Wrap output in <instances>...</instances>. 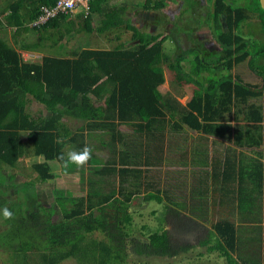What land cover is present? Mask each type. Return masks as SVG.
<instances>
[{
    "label": "trees",
    "instance_id": "16d2710c",
    "mask_svg": "<svg viewBox=\"0 0 264 264\" xmlns=\"http://www.w3.org/2000/svg\"><path fill=\"white\" fill-rule=\"evenodd\" d=\"M209 1L211 32L219 47L218 54L209 60L200 56L197 47L169 56L163 47L166 35L139 33L125 18L126 4L108 6V0L89 3V15L84 17L80 29L90 31L91 16L95 14L100 16L96 27L98 33L122 28L131 30L136 41L133 46L124 48L119 45L111 50L84 48L72 51L67 58L45 53L28 62L23 61L15 47L0 36V161L8 167L16 165L25 151L20 134L24 132L31 143L32 155L43 158L42 163L33 164V170L44 182L54 179L48 162L63 163L58 156L64 154L65 145L74 144L77 139V134L67 139L60 135L58 123L63 117L82 121L88 130H110L111 142L114 143L122 138L116 130L121 124L133 126L135 132L153 134L158 126L169 120L176 130L184 126L203 134L220 136L230 129L228 124H220V119L233 112L236 120L246 123L235 131L237 145L256 149L264 145V44L245 39L238 33L255 10L235 6L228 0ZM54 2L15 0L6 4L1 12L10 11L6 17L8 24L16 21L19 27H26L38 20L41 7L52 6ZM149 3L148 0L143 7L159 11L166 6L164 0ZM21 10H24L23 14L19 13ZM257 10L260 13L257 19L263 28L261 30H264V10L259 2ZM79 15L83 16L78 14L76 17ZM65 16L54 17L38 24L39 27L31 26L28 29L38 33L35 40H23L17 48L38 52L44 50L46 40L58 45L54 43V35L46 31L58 27L57 39H62L64 34L69 35L74 27L72 21L59 27ZM221 16H224V26L220 23ZM185 62L189 65L188 70H184ZM166 63L175 73L176 81L173 83L176 86L191 84L195 88L185 105L158 89L165 81L161 64ZM243 63L256 77L255 81L246 82L233 74V68ZM213 70L220 72L218 78L213 77ZM28 83L37 88L41 86L40 91H29ZM104 91L107 94L105 103L96 104L94 99L100 100ZM28 94L44 106L49 116L32 117L27 111L31 102ZM82 145L77 144V148L83 149ZM257 155L264 158V150ZM126 158L121 153L118 166L92 161L91 174L94 176L86 182L89 191L84 197L74 198L71 207L63 211L62 218L55 223L50 219L52 208L48 212L35 209L20 213L8 207L14 216L5 220L9 229L0 235V240L10 244L11 264H27L32 250L38 253L40 264H57L70 257L86 260L87 264H112L123 260L127 239L125 229L131 221L128 209L138 193L126 190L122 184L126 183L129 175L140 174L138 168L128 165ZM112 173H116L120 184L117 190L112 188L103 194L101 188L105 178L102 176ZM223 174L225 180L230 176L232 183L237 180L239 189L244 186L245 176L250 177L264 204V162L254 161L250 167H245L228 159ZM225 185L231 184L227 181ZM145 196L148 200H162L156 194L147 193ZM166 214V222L175 233L168 230L154 232L147 242L132 238L131 251L134 254L175 257L186 253L193 246L182 235L201 228L205 236L199 241L200 246L208 245L213 238L214 244L207 247L209 252H219L228 264H240L233 256L237 241L234 223L222 219L205 230L201 223L175 208L168 209ZM94 232L100 233L104 240L86 243L85 234Z\"/></svg>",
    "mask_w": 264,
    "mask_h": 264
},
{
    "label": "rangeland",
    "instance_id": "374dc122",
    "mask_svg": "<svg viewBox=\"0 0 264 264\" xmlns=\"http://www.w3.org/2000/svg\"><path fill=\"white\" fill-rule=\"evenodd\" d=\"M0 1V8L4 9L6 4L14 0ZM147 1L110 0L111 5L114 6H121L123 3L126 4L125 14L139 33H154L159 34V36L168 35L163 42V47L165 53L169 56L172 57L174 53L178 54L180 50L187 51L195 47L200 50V56L206 57L208 60L214 54L215 56L218 54L216 52H218L219 47L218 45L215 46L217 43L211 32L212 17L211 3L209 0H164L166 6L159 11H155L152 8H144L143 5ZM154 1L156 2L158 0H149V4ZM248 2L251 3L253 1L250 0ZM235 4L240 5L238 3ZM241 4H247V1L245 0V3L241 2ZM254 5L255 3L249 6L253 7ZM26 9L29 10L30 7L27 6ZM162 10H165V12L162 13ZM28 13H31V11ZM78 14H69L60 21L59 27L70 24L71 21L74 23L70 34H64L62 39H57L59 29L54 28L46 31L47 34L52 33L54 35V43H66L72 48L79 47L81 49L87 46L85 40H92L93 42L88 44L89 47L104 50L113 49L119 45L128 48L136 44V41L132 37V31L124 28L103 34H98L97 31L90 34L84 33L85 31L81 30L80 27L85 18L80 15L77 18L76 16ZM262 15L264 16V13ZM4 21L7 22L6 20ZM98 21V15L93 16L92 26H97ZM5 22L0 23V36L10 46L14 43L13 40L16 34L19 36V34L24 33L27 36L24 40L29 42H32L34 39L32 33L37 34L34 30L27 31L30 25H28V28L24 27L26 30H22L23 27L15 30L10 24ZM249 22L250 24L247 26L243 24L238 33H241L240 35L245 39L264 44V30H261L263 29L262 26L260 24H254L252 20ZM220 23L224 26V16L220 17ZM169 28L173 30V33L169 31ZM29 32L30 35L28 36L27 33ZM42 34L45 35L46 33ZM13 47L17 48L16 46ZM44 47L43 54H55V44H53L52 40L44 41ZM39 54L36 55L38 59L41 57ZM21 56L23 59L27 57L22 54ZM28 57L32 56L30 55ZM161 65L164 70L165 81L158 88L159 91L162 94L168 93L173 95L180 104L185 105L186 100H189L192 95V89H195L194 86L191 84H184L180 87L176 86L173 83L176 78L175 73L168 68L167 63ZM183 67L184 70H188V63H183ZM214 73V78L220 76V72L214 71ZM234 74L246 82L256 80V77L247 68L246 63L239 65L234 70ZM26 87L29 91L39 92L41 86L37 88L35 85L28 83ZM106 95L104 91L103 97L100 100L94 99V102L103 105L106 100ZM27 97L31 101L27 111L33 118L49 116L42 104L33 100L29 94ZM234 117V113L230 112L225 116V120L231 122L233 129L236 130L240 123L236 124L235 121L232 122ZM157 129L153 134L146 133L145 131L135 132L133 126L121 124L116 127V130L122 134V138L120 141L116 140L113 143L111 142L110 130H88L82 121L70 117L61 118L58 123V130H60L59 133L62 138L67 139L77 134V139L74 144L69 143L65 145L63 149L64 154L66 155L69 151L73 150L79 151L80 149L77 148V144L83 143V148L85 145H88L93 149L92 159L84 168H77L74 165H69L65 168L63 163L56 161L48 162L49 168L54 175V179L48 182L42 181L32 167L33 164L42 163L43 158L32 155L31 143L27 141L24 132L20 133L25 146L23 156L20 157L14 167H8L0 161V235L9 229L8 224L5 223V219L2 216V210L5 207H12L18 212L20 211V213H22V210L32 211L35 209L38 211L45 209L48 212L52 208L51 222L55 223L59 221L62 218L63 211L71 207L73 199L84 197L89 191L86 182L89 177L94 176L91 174L93 162H100L101 165L108 162L112 166H118L119 157L123 153L127 156L128 165L133 168H138L140 174L129 175L126 183L122 185L128 191L133 190L135 192L136 190L138 195L133 197L128 209L131 221L126 225L125 229L127 239L124 259L118 263L112 262V264H228L219 252H209L207 250L208 246L214 244L213 238L208 245H199V241L205 236L201 228L197 232L189 231L182 235L184 239L192 244L193 248L175 257H146L136 255L131 251L130 240L132 238L140 240L141 242H147L149 236L154 232L168 230L171 234L175 233L172 226L166 222V211L170 208H175L196 221L201 219L205 223V225L201 223L206 228L205 230L210 229L215 220L219 218L232 219L234 223H237L239 235L248 227L245 220L247 207H237L235 201L228 199H222V202H220L219 197L221 195L218 194L216 196L215 194L213 196L212 191L214 190L208 184V175L206 176V173H200L202 171H198L196 168L207 164L208 154L211 155L213 153L215 157V151L218 153L225 152V147L229 145V139L224 138L222 141L217 140L218 143H210L208 141L209 139L204 136L202 139H198L201 133L194 132L184 126L181 129H174L171 120L162 126H158ZM193 138L195 139L192 142L191 140ZM192 143L193 145L191 146ZM190 146L192 149L189 148ZM263 149L264 146L261 145L258 150L262 151ZM252 155L253 157L256 156L255 154ZM242 156V154L238 156L239 160L243 158ZM213 164L211 165L209 163L211 167H208V169L214 168V171H217L215 165L220 166L221 161L219 162L215 158L213 159ZM248 170L247 168V172ZM217 172L219 173V171ZM102 177L105 178L101 188L103 194L109 192L112 188L117 190L120 181L116 173ZM218 184L220 186L222 185L221 182H218ZM199 188H203L202 191H206L203 194V196L205 195L204 197L199 196ZM242 190L249 192L251 188L244 185ZM147 193L159 195L162 200L160 202L148 200L145 198ZM200 203H203V206H199ZM204 204L207 206H204ZM256 206L250 207V209L258 220H254L249 225V228L264 231V218H258L262 214L264 217V207ZM242 236L244 238V235ZM93 240H104V237L98 232L85 234L84 241L86 243ZM9 246L10 244H6L3 240H0V264H11L12 250ZM27 262V264H40L38 253H34V250H32L28 254ZM57 264H87V262L77 257H70Z\"/></svg>",
    "mask_w": 264,
    "mask_h": 264
},
{
    "label": "crops",
    "instance_id": "0c3cea01",
    "mask_svg": "<svg viewBox=\"0 0 264 264\" xmlns=\"http://www.w3.org/2000/svg\"><path fill=\"white\" fill-rule=\"evenodd\" d=\"M246 1H247V4H241V2L245 3V0H228L229 3H231V4L235 5V6L248 7L250 9H254L255 10V14H251V17H250V20L249 21L252 20L254 24L259 25V21L257 19L259 17L258 10H257L258 0H251V1H253L251 3L248 2L250 0H246ZM205 3H206V1H205ZM235 3H238L240 5H236ZM254 3H255V5L253 7L252 6H249L250 4H254ZM107 5L108 6H114V5H111L110 0H108ZM121 6H119V7H121ZM1 10H2V8H0V23H4L5 22L4 20H6V17H8L10 11L8 12V9H7V11L1 12ZM164 12H165V10H162V13H164ZM19 13L20 14H23L24 13V10H21ZM76 13H78V12H76ZM74 15H75V13H74ZM93 16H96V15L94 14V15L91 16V20H90L91 24H90V27H89L90 28V31L87 32V31L84 30L85 31L84 33H86V34H90L92 32H95L96 31V27L100 23L98 21L97 22V26H92V18H93ZM166 16L168 17V15H166ZM98 18L100 20V16H98ZM125 18H128L127 15L125 16ZM249 21H247L246 23H244V26H247L248 24H250ZM15 22L16 21H14V24H12L11 26L15 30H19V26L17 25V22L16 23ZM5 23H7V22H5ZM28 25L26 26V28L29 27ZM23 28H22V30H26V28L25 29H23ZM55 29H58V27H56ZM28 30L29 29H27V31ZM113 30H116V29L107 30L105 32H110V31L112 32ZM169 31H171L173 33V30L171 28H169ZM35 33H37V32L35 31ZM98 34H103V33H98ZM27 35L29 36L30 35V32L27 33ZM37 35H38V33L37 34L32 33V37H34L33 40H35V38H36ZM166 36H168V35H166ZM18 37H20V38H18ZM24 38H27V36L24 35V33L19 34V36H18V34H16L15 37H14V40H13L14 43L12 44V46H16V47L19 46V43L22 42L24 40ZM85 41L87 42V46H85L84 48L96 49V48H92V47H89L88 46V44H90L91 42H93L92 40H88V41L85 40ZM215 46H217V44ZM58 47H61V49H59ZM84 48H81V49H84ZM15 50L17 52H19V53L21 52V54L23 56H27V57L29 55L36 56L39 53H41L39 55L42 56V54H43V51H42L43 49L39 50L38 52H30V51H26V50H20V49H17V48H15ZM79 50H80L79 47L78 48H72L71 46L67 45L66 43L58 44V45H55V54H53V56L54 57H63V58L65 57V58H67L68 57L67 54H69V56H70L72 51H77L78 52ZM102 50H104V49H102ZM109 50H111V49H109ZM243 64H245V63H243ZM239 65H241V64H239ZM238 66H236V67L233 68V74H234V70L237 69ZM187 85H189V84H187ZM193 90L194 89H192V92H193ZM190 98H189V100H190ZM189 100H186V101L188 102ZM43 117H46V116H43ZM233 121H235L236 124H239L240 123L239 126H246V123L245 122H243L241 120H236L235 117L232 120V122ZM220 124H228L230 126V129H229L228 133L225 132V134H223V135L214 136L212 134H203L201 132H198V133H201V136L198 139H202V137L204 136L207 139H209L208 141H210V143H212V142L213 143H218L217 140H221L222 141L224 138H228L229 139V142H228L229 145L225 147V150L226 151L223 152V153L222 152L221 153L220 152L218 153L217 151H215V157L213 156L214 155L213 153H211V155L208 154V158H207L208 162H207V164L204 165V166L196 167V168L198 169V171H202L200 173H206V176L208 175L207 176V178H208V184H209L210 188L212 190H214V191H212L213 196L215 194H216V196L218 194L221 195V197H219L220 198V202H222V199H228V200L235 201V205L237 207H240V206L242 208L247 207L246 208V211H245L246 212L245 220H246V225H248V227H246L243 230V233L241 235L238 234V229H237V225L238 224L237 223H234L232 219H225V220H229L232 223H234L235 228H236V238H237V241H236V248H235V252H234L233 256L237 259V261L240 264H264V231L263 230H258L257 231V230H252L251 228H249V225L252 224V222L254 220H258L257 218H255L256 216H254L255 214L251 211L250 207L252 208V207H254L256 205H257L256 207H264L262 196L258 192V189H255L252 186V184H253L252 183V180L247 175L245 176V180H243V184L246 185V187L248 186L249 188H251V191H249V192L247 190L246 191L245 190H242V188L239 189L237 180H236V183L235 182L232 183L233 180H232V177L231 176L228 177L227 180H225V178H224L225 176H223V175H225V174H223L224 165H225V163H226V161L228 159H231L232 161L233 160L236 161V164L237 165L239 164L240 166H245V167L248 166V167H250L251 164L254 161L264 162V158L262 156L260 157V156L257 155V152H263L264 149L262 151L261 150L259 151L258 150L259 148L256 149L254 147H246V146L240 147V146H238L237 143H236V139H235V131L237 130V128H236V130L233 129V126L231 125V122H229L228 120H225V116H224L223 119H220ZM194 132H197V131H194ZM194 139L195 138H193L191 141L193 142ZM192 145H193V143L191 144V146ZM191 146L189 147L190 149H192ZM210 152H212V151H210ZM230 152H233V153H230ZM240 154L243 155L242 156L243 158L241 160H239V157H238ZM252 154H255L256 156L253 157ZM250 157H253V158H250ZM39 158H42V157H39ZM209 158H210V162H209ZM215 158L217 160H219V162L221 161L220 166L215 165L216 168H217V171H219V173L216 170L214 171V168H211L210 170L208 169V167H211L209 165V163L211 165H214L213 164V159H215ZM221 158H222V160H221ZM249 164H250V166H249ZM207 170H208V172H207ZM218 176H220V177H218ZM227 181L231 185H229V186L225 185V183H227ZM218 182H221L222 185L220 186L218 184ZM202 189L203 188H199V190H198L199 196L201 195L200 197H202L203 194L206 192V191H202ZM243 201H244V203H242ZM250 202H252V203L250 204ZM199 206H203V203L202 204L200 203ZM204 206H207V205L204 204ZM258 218H260V219L264 218L263 217V214L262 215H259ZM222 219H224V218H219L218 220H215L214 223H216L217 221L222 220ZM198 221H199V223H203L205 225V223L202 222L201 219H198ZM241 222H243V220H241ZM242 235H244V238H243Z\"/></svg>",
    "mask_w": 264,
    "mask_h": 264
},
{
    "label": "clouds",
    "instance_id": "9594fccd",
    "mask_svg": "<svg viewBox=\"0 0 264 264\" xmlns=\"http://www.w3.org/2000/svg\"><path fill=\"white\" fill-rule=\"evenodd\" d=\"M88 8H89V3H88ZM78 13L83 14L82 12H78ZM62 15H65V14H60V15H58L56 17L62 16ZM88 15H89V9H88V14L87 15L83 14V16L86 17ZM33 23L29 24L30 27L31 26L39 27L38 24L34 25ZM33 57L35 59H38L36 56L27 57V58H24V59L21 56L23 61H28V62H32L34 60ZM30 59H31V61H30ZM57 142L59 143V141H57ZM92 154H93V149L90 146L85 145L84 148L79 150V151H75V150L69 151L66 155L61 153L58 156V159L63 162V166L65 168H67L69 165H74L77 168H84L88 164V162L92 159ZM2 216H3V218L5 220H10V219L13 218L14 214H13V212L11 210H9L7 207H5L2 210Z\"/></svg>",
    "mask_w": 264,
    "mask_h": 264
},
{
    "label": "built area",
    "instance_id": "2783aa9c",
    "mask_svg": "<svg viewBox=\"0 0 264 264\" xmlns=\"http://www.w3.org/2000/svg\"><path fill=\"white\" fill-rule=\"evenodd\" d=\"M93 0H55L52 6H43L41 16L33 24H41L60 15L73 14L82 12L84 15L88 14V3ZM31 61V59H30Z\"/></svg>",
    "mask_w": 264,
    "mask_h": 264
},
{
    "label": "water",
    "instance_id": "95a60500",
    "mask_svg": "<svg viewBox=\"0 0 264 264\" xmlns=\"http://www.w3.org/2000/svg\"><path fill=\"white\" fill-rule=\"evenodd\" d=\"M260 8L264 10V0H258Z\"/></svg>",
    "mask_w": 264,
    "mask_h": 264
}]
</instances>
